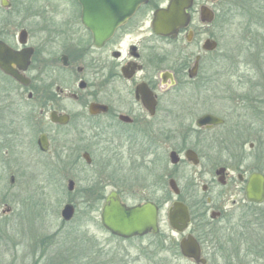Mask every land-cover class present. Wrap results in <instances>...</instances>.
<instances>
[{
	"label": "flooded vegetation",
	"instance_id": "1",
	"mask_svg": "<svg viewBox=\"0 0 264 264\" xmlns=\"http://www.w3.org/2000/svg\"><path fill=\"white\" fill-rule=\"evenodd\" d=\"M190 1L187 23L170 26L169 32L161 15L171 0L141 2L108 37H96L87 27L79 0H17L15 31L10 33L8 24L0 28V41L17 53L11 65L23 80L1 67L0 75L15 85L17 113L26 108L35 128L30 142L8 130L0 137V147L6 152L14 146L33 147L52 160L64 154L66 204L75 207L73 217L64 222H73L83 205L99 214L100 230L123 245L119 260L98 264H247L251 256L257 264L263 260L264 243L253 252L245 248L243 237L255 230L254 221L261 228L264 221V201L249 200L247 193L251 175H264L259 165L264 154L251 167L247 152L264 145V103L249 107L250 124L235 123L217 132L230 122L216 114L209 97L199 98L202 83L196 80H208L210 56L219 46L213 28L218 0ZM244 6L252 12L248 2ZM206 8L214 14L212 21L204 18ZM7 100L0 99V115L8 112ZM208 116L222 122L204 120ZM225 130L233 139L225 137ZM251 133L254 139L249 141ZM160 149L169 153L171 169L148 178L149 157ZM87 170L93 172L88 177ZM110 198L127 209L147 206L150 214L156 213L155 227L129 237L111 233L102 219ZM236 239L241 245H224ZM99 251V257L107 252Z\"/></svg>",
	"mask_w": 264,
	"mask_h": 264
},
{
	"label": "rangeland",
	"instance_id": "2",
	"mask_svg": "<svg viewBox=\"0 0 264 264\" xmlns=\"http://www.w3.org/2000/svg\"><path fill=\"white\" fill-rule=\"evenodd\" d=\"M8 1L9 6L4 7L0 0V28L8 24L6 26L13 33L18 23L17 0ZM247 2L253 7L249 9L251 13L244 10ZM213 8L217 12L213 28L219 46L210 56L208 80L199 77L196 82L202 83L199 98L204 101L209 97L216 114L226 116L230 122L217 127L220 132L235 123L250 124V108L263 107L264 0H218ZM259 11L261 14L257 13ZM6 80L0 75V99L6 97L9 104L7 114L2 112L0 115V137H6L8 130H16L23 135L25 142H30L35 129L33 121L26 108L17 113L20 102L17 96H12L15 85ZM206 82L208 85L204 86ZM260 120L264 127V115ZM223 134L228 140L234 137L229 130ZM253 139V133L247 135V140ZM247 152L248 164L257 166L256 156L264 154V145ZM59 153L62 156L55 155L52 160L50 155H41L33 147L22 150L14 146L9 152L0 147V264H98L102 260L121 258L117 251L123 245L113 242L106 230H100L95 218L99 214H91L80 205L73 222L66 223L62 219L61 211L69 196L67 166L64 154ZM168 154L160 149L149 157L152 164L145 169L148 178L170 171ZM259 165L264 171V159ZM92 173L87 170L84 175L88 177ZM239 215L237 211L232 222L237 223ZM252 224L255 230L243 239L248 245L245 248L254 252L258 251L257 245L264 243V221L262 228L255 221ZM108 241L111 244H107ZM241 242L229 240L224 241V245H241ZM132 246L127 247L134 255L136 250ZM100 248L107 251L101 257L98 254ZM248 258L247 264H257L256 257ZM260 264H264V256Z\"/></svg>",
	"mask_w": 264,
	"mask_h": 264
},
{
	"label": "water",
	"instance_id": "3",
	"mask_svg": "<svg viewBox=\"0 0 264 264\" xmlns=\"http://www.w3.org/2000/svg\"><path fill=\"white\" fill-rule=\"evenodd\" d=\"M84 6L83 20L87 27L93 31L96 37H108L115 28L123 23L130 15L134 13L139 4L145 0H79ZM190 0H171L170 6L164 10L161 15V21L169 32L170 26L178 27L179 24H186L188 15L186 8L190 5ZM2 4L8 6V1L3 0ZM115 11V15H113ZM204 18L212 21L213 12L204 10ZM17 58L14 52L6 43L0 41V67L18 80H23L21 74L15 70L11 63ZM204 120L213 123L222 122L215 116H208ZM174 153H172L173 160ZM13 180V178H12ZM72 188V183H69ZM248 199L258 203L264 201V175L262 173H253L247 186ZM75 213V207L72 204H65L61 216L64 221L70 220ZM103 224L111 233L129 237L137 233H144L151 227H155L156 213L150 214L147 206L127 209L119 201L110 198L105 205L102 214ZM173 224L176 222V212L171 213Z\"/></svg>",
	"mask_w": 264,
	"mask_h": 264
}]
</instances>
